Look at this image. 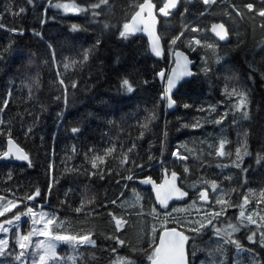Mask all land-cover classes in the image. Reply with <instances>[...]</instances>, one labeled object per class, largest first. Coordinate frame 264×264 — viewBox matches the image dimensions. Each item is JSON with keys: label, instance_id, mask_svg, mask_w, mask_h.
<instances>
[{"label": "trees", "instance_id": "1", "mask_svg": "<svg viewBox=\"0 0 264 264\" xmlns=\"http://www.w3.org/2000/svg\"><path fill=\"white\" fill-rule=\"evenodd\" d=\"M163 1L154 0V3L160 6ZM51 2L55 3L56 0ZM75 2L87 7L88 3H96L98 0ZM142 2L143 0H108L107 6L100 9V15L96 19L91 12L70 14L48 8L46 23L41 25L39 21L45 19V5L49 0H34L35 6L27 0H0V22L6 25V28L0 29V49L8 48L0 59V97L9 89L12 92L11 104L5 113L0 114V119L11 126L13 138L30 152L34 163L33 168H28L26 163L0 162V194L11 199H23L29 184L33 187L38 184L47 193V165L49 162L54 163L53 174L59 180L54 181L50 197H38L34 203L27 202L25 206L35 207L39 204L43 209L51 210L59 220L66 221L58 226V230L71 229V234H83L81 230L93 233L95 244L77 248L76 264H112L117 256L135 261V264H149L141 249L146 251L149 248L150 240L145 239V229L151 231L154 220L150 216L138 215L141 207H121V201L128 196L130 190L139 188L135 181L129 182L123 193L119 189L124 188V184L121 183L119 188L116 186V180L120 178L116 173L128 174L120 161L124 159V151L132 148L134 143L136 147L129 154L127 167L132 168V160L136 164H142V173L139 169L135 170L137 177L149 175L159 181L162 169L168 168L180 173L185 185H190L198 178L217 180L221 191L211 197L212 201L223 192L226 194L223 198L239 203L247 193L249 205L245 206L246 215L252 213L259 223L258 213L264 214V204L256 203L260 199L261 189H264V160L257 163L256 159L258 153L264 155V79H261V73L264 72V45L259 43L264 39V29L259 27L261 21L254 13H245L243 19L237 18L234 13L231 16L225 15L230 3L242 8L244 3L254 2L259 7L260 0H218L207 7V10L201 0H180L178 10L168 17H159L158 33L163 37L165 50V55L161 58L151 56L144 36L129 35L127 38H120L118 35L119 25L125 15L130 18L131 13L136 10L134 5ZM6 8L11 11H6ZM21 8L24 9L23 12H20ZM185 9L187 13L182 19L181 12ZM105 22L112 27L105 29ZM214 22H225L231 31L227 42L219 41L216 44L215 52L220 59L217 60L216 55L205 47H198L197 51L188 49L189 56L196 60V75L187 80L174 96L176 108L168 111L164 106L165 101L157 103L159 93L163 90V82L154 75L161 68L170 67L167 41L179 33L184 24L188 25L187 34L183 37L187 41L194 35L191 27L195 24L205 29V32L196 34L198 38L205 43L216 42L218 39L210 32V26ZM74 23L81 26L79 31L70 30ZM10 27L23 28L24 32L12 33L7 30ZM33 29L40 32L42 38L34 35ZM98 38L101 45L94 48L86 64L64 69L65 57L81 59L77 54L95 45ZM49 43L53 45L59 68L51 63L52 50L47 47ZM181 49L185 50L183 43ZM202 56L208 61L207 74L200 71L203 67ZM249 63L252 65L251 69ZM58 71L63 74L66 84H70L72 80L78 82L75 89L68 88L67 103L63 88L58 89L55 83ZM250 73L253 74L251 80L248 79ZM123 75H129L136 82L134 94L119 90V81ZM233 76L235 83H229V89L235 86L250 90L249 118L245 119L242 113L228 111L221 125L207 123L206 119L215 121L229 108L231 101L224 102L226 97L221 95V88L224 87L225 77ZM32 78L38 79V85H32V99L29 100V88L25 84H30ZM145 80L149 82L147 86L143 84ZM185 103L192 107L184 108ZM212 104L217 105V112L197 110L200 107L208 108ZM145 109L148 112L154 111L156 119L149 122L141 136V124L145 123L147 115ZM198 118L202 125L200 128L183 126L191 125ZM72 127H80L81 131L74 135L70 131ZM29 128L31 134L25 137L24 132ZM245 130L249 133L246 137L249 155L239 161L242 167L238 169L233 163L235 149L245 139ZM221 138H225L228 144L224 148L225 155L218 157L215 147L219 146ZM0 141L6 144L5 138L0 137ZM113 147L114 154L105 159L106 178L101 181L98 177L86 176L85 172L92 170V156L103 155L104 149ZM90 148L94 150L89 152ZM174 149L180 156H186L187 160L173 158ZM149 156L154 159L149 161ZM185 163L190 169L186 179L183 173ZM66 167L74 171L67 173ZM109 167L113 169L111 178L107 175ZM10 169L13 170V179L6 183ZM69 189L72 191L62 204L61 201H65L64 194ZM186 189L191 194L189 201L193 200V190ZM208 190L212 191L210 187ZM142 191L145 196L143 205L147 211L152 207L150 191ZM117 197L120 199H117L116 205L109 203L104 207L106 199L110 202ZM82 199L85 204L78 214L75 208L81 205ZM89 200L93 203L88 204ZM25 206H17L9 214L0 217V220L10 218L17 210L23 212ZM109 211L127 220V229H121L118 234L125 241L124 245H117L114 240L109 239L111 235H116L115 222L107 215ZM238 212V208H230L226 210V216L235 223ZM180 215L177 219L196 216L192 212ZM221 220L225 224L228 222L223 218ZM170 226L179 228L176 224ZM254 227L248 225L247 228H241L234 236L245 248L251 246L246 236ZM158 231L159 229L156 240ZM9 235L14 238L15 230H11ZM211 236L209 230L195 241V247L192 243L187 245L191 264H212L217 238L212 237L210 240ZM113 248L116 249L115 253L111 252ZM133 248L136 249L135 252L132 251ZM235 251L231 245L225 249L226 264H233ZM193 252L195 255H192ZM235 259L249 264L246 252ZM0 264H12L11 256L0 257Z\"/></svg>", "mask_w": 264, "mask_h": 264}, {"label": "snow or ice", "instance_id": "2", "mask_svg": "<svg viewBox=\"0 0 264 264\" xmlns=\"http://www.w3.org/2000/svg\"><path fill=\"white\" fill-rule=\"evenodd\" d=\"M29 4H34V0H27ZM213 0H202L205 9L210 5ZM108 0H98L96 3H88L87 7L77 4L75 0H56L55 3H52L49 0V3L45 5V19H40L39 23L44 25L46 23L47 17L46 12L48 8H55L63 11L64 13H73L79 14L81 12L88 13L91 12L94 19L98 18L100 15V9L106 7ZM179 0H164L163 5L159 7L158 11L164 17H168L173 10H178ZM136 8L135 11L131 13L130 18L125 15L123 18L122 24L119 25L118 35L120 38H127L129 35L136 33L137 31L142 30L147 33L149 47L151 52L156 57H161L162 55V39L163 37L157 35L156 32V23L157 18L153 12L155 5H153L150 0H143L142 3L134 5ZM229 10L225 12L226 16H231L233 13L237 18L243 19L245 13H254L261 21L259 27L264 29V0H260V6L257 7L254 2L244 3L242 8L236 4L230 3ZM6 11H11L10 8H6ZM24 9L21 8L20 12H23ZM187 13V9L184 12H181V18L183 19ZM16 15V13H13ZM203 15V13H201ZM112 27L107 22L104 23V28L109 29ZM6 28V25L3 22H0V29ZM81 26L78 24H72L70 30L73 32L79 31ZM188 25L184 24L181 28V31L176 35L172 36L170 40L167 41L169 48V58H170V69L161 68L158 72H155L154 75L160 77L163 82V90L159 93V100L157 103L166 101L164 105L165 108H172L177 104V101L174 99V96L181 90L187 81L184 78L194 77L196 74L193 73L189 67L193 64V61L189 59L187 53L188 49L192 51H197L198 47H205L208 50H211L214 55H216V44L219 41L227 42L231 36V31L226 27L225 22L212 23L211 33L214 34L215 38H218L216 42L205 43L202 39L198 38V33L205 32V29L197 27L195 24L192 25L191 31L194 35L190 39L184 41L183 37L187 34ZM8 31L12 33L24 32L23 28L10 27L7 28ZM33 34L36 36H41L40 32H37L35 29L32 30ZM239 39V36H237ZM183 43L185 50H181V44ZM261 45H264V39L259 42ZM101 45V40L98 38L95 41V45L90 48L83 49L82 53L77 55L81 56V59H72L71 57H65L63 67L65 70L76 67L77 65L86 64L91 56V52L94 48ZM11 45H9L10 47ZM48 49L52 50V59L51 63L59 68V62L55 59V50L53 45L49 43L47 45ZM8 48L5 47L0 49V59H2L7 52ZM216 59L219 60V55H216ZM201 62L203 67L200 71L207 74L209 72L208 61L205 57H201ZM249 68H252L251 63H249ZM253 69V73H254ZM166 77V80H165ZM248 79H253V74L250 73ZM261 79H264V72L261 73ZM56 85L57 88H63L65 103H67L68 88L71 87L75 89L78 87V82L72 80L70 84L65 83L63 74L59 71L56 73ZM120 91L128 94H134L136 91L135 83L130 79L129 75H123L120 78ZM148 81H143L145 86L148 85ZM229 83H235L233 77H225L224 87L221 88V95L226 97L225 103L229 104V108L225 110L223 114H220L215 121L206 119L207 123H215L216 125H221L222 121H225V117L228 114V111L234 113H242L245 119L249 118V96L250 90L246 87H232L229 89ZM32 85H38V79L32 78L30 84H25L29 88L28 99H32L31 87ZM11 89L0 97V114H3L7 111L8 106L11 104ZM58 98V97H57ZM219 103V102H218ZM184 108H191L192 105L185 103ZM200 112H217L218 108L216 104L209 105L208 108L200 107L197 109ZM147 115L145 117V123L141 124V136L144 134V129L148 128L149 122L156 119V115L153 112H148L145 109ZM112 123V121H109ZM236 121H233L235 124ZM184 127L190 126L193 129L200 128L202 125L200 119L198 118L196 122L191 125H183ZM7 127V131H5ZM72 134H78L81 129L80 127H72L70 129ZM31 134V128L24 132L25 137ZM167 132H165V136ZM245 139L240 142V145L235 149V160L233 161L236 168H241L242 165L239 163L243 157L249 155L248 145L246 137L249 135L248 130L244 132ZM55 138V134H53ZM0 137L6 139V144L0 141V159L9 160L14 159L17 161H23L26 163L28 168H33L34 163L30 152L26 151L23 147L20 146L18 141L13 138L12 128L10 125H6L3 119H0ZM228 144V141L225 138L219 140V146L215 147L216 155L224 156V148ZM135 143L132 145V148L124 151V159L120 161V164L123 166L124 170L128 172L127 175H121L116 173L120 178L116 180V186L119 188L121 183L124 184V188H120V192L123 193L128 186L129 182H133L137 179L136 169H139L140 172H143L142 164H136L134 160L131 161L132 168L127 167V161L129 160V154L135 149ZM211 147V145H210ZM163 149V141H162ZM75 151V148L73 149ZM94 149H89V152ZM114 154L113 148L104 149L103 155H95L91 158V171H86L85 175L89 178L98 177L99 180L103 181L106 176L104 172L105 159L109 155ZM172 157L177 160H187V157H181L180 153L177 150L172 151ZM152 156H149V161L153 160ZM257 163H260L261 160H264V155L260 153L257 154ZM85 160H88L87 153L85 154ZM54 163L49 162L47 165V187L48 192L45 193L43 189L37 184L34 187L29 184L28 190L25 192L23 199L14 197L13 199H8L5 204V197L0 196V216H3L5 213H10L13 209H16L18 205L25 206L27 202H33L38 197H43L47 199L51 195V191L54 187V181H58L59 177L53 174ZM74 170L71 168H65V172L72 173ZM246 171V170H245ZM170 172V174H169ZM190 169L185 163L183 168V173L185 179L187 178ZM78 174V172H77ZM113 174V169H107L108 178H111ZM13 179V170H9L7 173L5 182H10ZM231 179V178H228ZM139 183L142 185H151V193L149 194V199L151 200L152 207L150 210H145V206L141 205V212L138 215H146L153 218V226L151 231L145 229V239L150 240L149 248L145 251L141 249V252L147 257L149 264H191L189 260V252L187 245L189 243L193 244L195 247V241L209 230H211L212 237L217 238V245L215 248V255L212 257V264H226L225 259V249L231 245L235 248L233 264H243L242 260H237L235 257L240 256L242 253H247L249 264H264V214H259V223L257 218L252 213H245V206L249 205V196L247 193L240 199L239 203L233 202L230 198H223L226 194L221 192L220 196H217L215 201L211 200L212 196H215L217 192H220L218 181L217 180H207L198 178L197 181H194L190 185H185L181 180L180 174L177 171H170L168 168L162 169V179L159 183L157 180L153 179L152 176L142 175L139 179ZM197 187L199 191L196 192ZM209 187L212 189L210 192ZM186 188H191L193 190V201L190 205H186L185 208H174L173 204L183 203V199L189 196V192L186 191ZM11 191V189H9ZM72 190L69 189L65 192V203L69 192ZM238 191V190H234ZM251 191V190H250ZM134 200L122 201L121 207L125 204H139L141 201V193L137 192L135 188L132 189ZM116 199H112L110 202L105 201L104 207H107L109 203L111 205L117 204ZM197 201L200 202V207L197 208V215L193 218L180 220L174 217L175 214L184 212L186 208L196 207ZM93 203L89 200L88 204ZM257 205L264 204V189H261L260 199L256 200ZM85 201L81 200V205L75 208L76 213H80ZM230 208H238L239 212L235 216V223L232 222L231 218L226 216V210ZM171 209V212L169 211ZM111 217V221L115 222L114 232L116 235H111L109 239L115 241L117 245H124L125 241L119 238V233L121 229H127V220L117 216L114 212L109 211L107 213ZM22 216H30L32 218L33 227L31 230L24 232L19 226V221ZM39 217V218H37ZM221 218L227 220L228 222L222 223ZM155 221H160L157 224ZM66 223V221H61L57 216L51 213L44 211L36 212L32 207L25 206L24 211L21 212L17 210L14 215H11L10 219L0 220V233L3 234L0 237V257L11 256L12 264H26L27 257L31 253L32 260L31 264H49L50 261L54 264H58V258L56 253L57 242L64 241L74 248H79L80 246L94 245L95 241L92 238L93 233L90 230H81L76 234H71V229L65 231L63 228L58 226ZM176 224L179 227L170 226ZM15 225V236L14 238L9 235L10 228ZM35 225H42V227H36ZM248 225H254L246 236L247 241L250 243V247L245 248L242 242L239 239H235L234 236L236 233L241 231V228H247ZM159 240L157 242L156 235L157 230ZM43 236L45 239L37 240L35 244L32 243V237L34 236ZM31 246V247H30ZM14 249H19L15 251ZM133 252L136 251L135 248L132 249ZM112 253L116 252V249H111ZM192 255H195L193 252ZM38 256V260L36 257ZM69 259H72L71 257ZM112 264H135V261H132L126 257L117 256ZM203 264V262H202Z\"/></svg>", "mask_w": 264, "mask_h": 264}, {"label": "rangeland", "instance_id": "3", "mask_svg": "<svg viewBox=\"0 0 264 264\" xmlns=\"http://www.w3.org/2000/svg\"><path fill=\"white\" fill-rule=\"evenodd\" d=\"M216 1H218V0H215L214 3ZM208 7H209V5H208ZM181 157H183V156H181ZM135 189H136L137 192L141 193V201L139 202V204H125L123 207H125V208H138V207H141V205H143V200H144V197H145L144 196V192L142 191L141 188L140 189L139 188H135ZM198 190H199V188H197V191ZM0 196H3V195L0 194ZM3 197H5V196H3ZM8 199H11V198L5 197V204H6ZM134 199H135V197L133 196L132 189H131L129 194H128V196L123 201L134 200ZM192 201L193 200H191V201H189L188 203H185V204L175 205L173 207L174 208H185V206L186 205H190L192 203ZM121 203H122V201H121ZM19 206H21V205H18V207ZM28 207H32L33 210L36 211V212L44 211V212L52 214L51 210L43 209L42 207H40L39 204L36 205L35 207H33V206H28ZM199 207H200V204L197 203L196 207L186 208L184 212H180V213L192 212L193 215H197V208H199ZM169 211L171 212V209H169ZM180 213H179V215H177L175 213L173 215H174V217L178 218V217L181 216ZM7 214H9V213H5L3 216H5ZM3 216H0V217H3ZM37 218H39V217H37ZM8 219H10V218H8ZM5 220H7V219H5ZM19 226L21 227L22 231H24V232H27V231L31 230V228L33 227L32 218L30 216H22L21 220L19 221ZM35 226L38 227V228L42 227V225H35ZM11 230H15V225H13L10 228V231ZM9 234H10V232H9ZM2 236H3V234L0 233V237H2ZM43 239H45L43 236H40V235L34 236V237H32V243L35 244V242L37 240H43ZM16 251H19V249H17ZM56 253H57V258H58V264H76L77 248H74L73 246H70L68 243H66L64 241L57 242ZM70 257L72 259H69ZM36 259L38 260V256L36 257ZM31 260H32V256H31V253H29V255L27 257L26 264H31ZM49 264H54V262L50 261ZM199 264H202V263H199Z\"/></svg>", "mask_w": 264, "mask_h": 264}, {"label": "water", "instance_id": "4", "mask_svg": "<svg viewBox=\"0 0 264 264\" xmlns=\"http://www.w3.org/2000/svg\"><path fill=\"white\" fill-rule=\"evenodd\" d=\"M190 1H192V0H190ZM150 2H151L153 5H155V7H154V9H153V12H154V14L156 15V18H157L156 32H157V35H159V33H158L159 17H164V16H163L162 14L159 13L158 9H159L160 6L163 5V2H164V1L162 2V4H161L160 6H157V5L154 3V0H150ZM179 2H180V0H179ZM178 6H179V5H178ZM174 11H176V10H173L172 12H174ZM172 12H171V13H172ZM171 13H170V14H171ZM70 14H73V13H70ZM214 23H220V22H214ZM210 29H211V26H210ZM210 32H211V31H210ZM131 35H132V36H144V37L147 39V42H148V49H149V52H150V54H151L152 57H154V58H161V57H163V56L165 55V50H164L163 44H162V55H161V57H156V56L151 52L150 47H149L148 35H147V33H145V32L142 30V26H141V30H140V31H137L136 33L131 34ZM212 35L214 36L213 33H212ZM217 39H218V38H217ZM181 50L184 51L183 49H181ZM186 54H188V53H186ZM188 56H189V54H188ZM189 59H190L191 61H193V64H191L189 67L191 68V70L193 71V73H195V71H194V66H195V64H196V60L193 59V58H191L190 56H189ZM168 69H170V67H169ZM190 78H191V77H187V78H184V79L187 81V80H189ZM159 79L161 80L160 77H159ZM165 80H166V77H165ZM161 81H162V80H161ZM165 102H166V101H165ZM175 108H176V105H175L174 107H172V108H167V110H168V111H173ZM4 161H5V162H12V163H15V164L25 163V162H23V161H17V160H14V159H9V160L0 159V162H4ZM169 174H170V172H169ZM178 174H180V173H178ZM140 177H141V176L137 177V179L134 180L135 183L138 185L139 188H141V189H143V190H149L150 193H151V185H142V184H140V183H139V179H140ZM161 179H162V177H161ZM159 181H160V180H159ZM159 181H157V182L159 183ZM186 191H188V190L186 189ZM198 191H199V190H198ZM198 191H197V192H198ZM188 192H189V191H188ZM190 199H191V194H190V192H189V196H188L187 198H184V199H183V203H187ZM183 203H177V204H183ZM197 203L200 204L199 201H197ZM177 204H173V205H177ZM177 230L179 231L180 229L177 228ZM158 240H159V236H158L157 242H158Z\"/></svg>", "mask_w": 264, "mask_h": 264}, {"label": "built area", "instance_id": "5", "mask_svg": "<svg viewBox=\"0 0 264 264\" xmlns=\"http://www.w3.org/2000/svg\"><path fill=\"white\" fill-rule=\"evenodd\" d=\"M214 1H215V0H213V2H214ZM213 2H212V3H213ZM212 3H211V4H212ZM211 4H210V5H211Z\"/></svg>", "mask_w": 264, "mask_h": 264}]
</instances>
